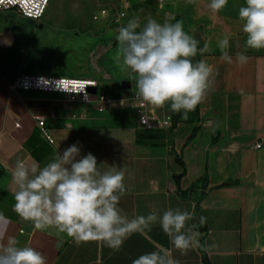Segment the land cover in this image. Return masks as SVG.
<instances>
[{"label":"crops","instance_id":"crops-1","mask_svg":"<svg viewBox=\"0 0 264 264\" xmlns=\"http://www.w3.org/2000/svg\"><path fill=\"white\" fill-rule=\"evenodd\" d=\"M145 2L168 11L158 23L182 21L188 35H199L203 47L193 63L203 59L216 73L212 90L187 120L181 112L173 129L154 131L148 138L138 133L136 115L132 119L125 110H116L117 105L107 104L113 109L103 113L105 106L96 100L103 92L98 88L90 90L89 101L60 92L11 90L25 73L94 75L74 70L73 43L58 54L54 41L43 39H74L72 31H4L0 25V213L6 218L0 230L7 228L0 243L12 237L17 247L40 252L47 264H133L161 247L179 264H264V49H247L239 16L222 14L224 8L213 13L211 0ZM239 4L245 6V0ZM128 14L126 18H138L141 27L147 22L148 14L132 16L131 9ZM224 37L229 39L231 64L220 59L218 41ZM238 52L249 57L246 64L235 61ZM86 57L90 64L89 50ZM38 117L44 119L52 143ZM73 144L81 155L92 153L102 170L115 165L124 171L125 192L118 205L123 215L131 219L151 212L162 216L169 209L188 211L194 218L187 225H197L199 245L182 255L158 222L150 231L132 234L116 251L102 241L77 245L55 228L39 231L23 221L13 211L11 173L16 162H35L42 168Z\"/></svg>","mask_w":264,"mask_h":264},{"label":"clouds","instance_id":"clouds-1","mask_svg":"<svg viewBox=\"0 0 264 264\" xmlns=\"http://www.w3.org/2000/svg\"><path fill=\"white\" fill-rule=\"evenodd\" d=\"M195 3V0H188ZM228 0H211L209 8L219 13ZM246 34V48L264 49V0H245L238 10ZM141 27L138 18L129 20L117 29L119 50L114 61L121 72L136 81L135 97L152 106L163 109L170 102V109L188 114L206 99L215 82L214 68L205 60L193 63L200 41L188 35L183 22L163 24L150 16ZM139 29V30H138ZM220 59L229 64L233 57L226 50L228 37L218 41ZM244 52H238L235 61L248 62ZM86 99V96H85ZM122 104V101H121ZM13 211L25 222H31L36 230L55 228L66 234L77 245L90 241H102L107 247L119 251L124 241L135 233L150 231L159 223L171 244L182 255L199 245L197 225H187L194 216L188 211L169 209L158 216L137 215L129 219L118 207L125 192L124 171L111 165L102 170L92 154L81 155L77 144L66 148L44 167L35 162L18 160L12 169ZM0 213V222L5 221ZM205 218H200V225ZM7 236V228L0 230V241ZM0 264H47L46 258L30 246L17 247L12 237L0 243ZM133 264H179L168 248L145 253Z\"/></svg>","mask_w":264,"mask_h":264},{"label":"rangeland","instance_id":"rangeland-1","mask_svg":"<svg viewBox=\"0 0 264 264\" xmlns=\"http://www.w3.org/2000/svg\"><path fill=\"white\" fill-rule=\"evenodd\" d=\"M149 1L156 2V0ZM229 1L231 3H227L224 13L222 11L221 13L238 15V10L241 7L240 0ZM125 3L131 9L132 16L134 13L138 14L137 16L148 14V17L150 16L157 22L163 21L168 13L167 10L161 8L162 6L158 4V0L155 3L159 5H156L158 9L146 5L145 0H126ZM124 5L122 0H50L38 22L20 17L16 12L9 10L0 14V17H4L2 18L3 21L0 20V25L5 28L4 31H72V38L74 39H71L70 35L65 37L49 35L47 37L43 36V39H52L58 54L60 49L65 48L64 46L67 44L71 46L73 43L74 70L81 71L83 74L89 72L88 75H94L92 79L97 82V92L102 90L107 98L111 100L107 105L110 107L117 105L116 108L114 107L116 110H125L133 119L135 116L132 110L133 107L124 106V104L119 103L118 99H122V103H126V99L132 93L133 88H136V81L131 79L128 73L121 72L113 59L119 50L118 41L116 40L118 27L114 22L108 23L110 17H113V14L123 8ZM102 8L107 10L110 17L100 16ZM93 15H97L98 18L93 19ZM128 22L129 18L123 20L124 24ZM88 50L90 64H87L86 53ZM64 75L78 76L76 72H69ZM107 105L104 104L105 107L102 111L105 114H110L108 111L113 108L106 107ZM108 117L111 118V115H108ZM108 117L106 122L109 123L111 121Z\"/></svg>","mask_w":264,"mask_h":264},{"label":"built area","instance_id":"built-area-1","mask_svg":"<svg viewBox=\"0 0 264 264\" xmlns=\"http://www.w3.org/2000/svg\"><path fill=\"white\" fill-rule=\"evenodd\" d=\"M50 0H0V13L5 11H14L20 17L38 22L43 16L46 7ZM123 8L119 9L110 17L107 10L102 8L100 10V16L105 18L110 17V21L114 22L117 27L123 25V20L129 15V6L124 1ZM97 15H93V19H97ZM97 87L95 79L72 77L63 75H46L40 73H25L19 75L15 81L10 85L11 90H39L48 92H60L70 95L71 97H78L82 101H89L90 90ZM132 91L130 96L126 99L124 106H132L136 115L137 126L139 129L145 131H162L173 129V121L169 111L164 107L163 109H154L152 106L142 104L138 100ZM86 96V99H85ZM96 100L102 105L111 102L110 99L100 92L96 96ZM121 103L122 99H118ZM99 106L98 109L102 110L103 106ZM37 123L49 142H53V138L44 128V119L38 117Z\"/></svg>","mask_w":264,"mask_h":264},{"label":"trees","instance_id":"trees-1","mask_svg":"<svg viewBox=\"0 0 264 264\" xmlns=\"http://www.w3.org/2000/svg\"><path fill=\"white\" fill-rule=\"evenodd\" d=\"M29 20H30V19H29ZM165 108H166L167 111L170 112L171 117H172V121H173V126H174L175 123H176V120L178 119V114H179V113H176V112L171 111V109H170V102L167 103V104L165 105ZM138 133H139V134H140V133H141V134H144V135H146L147 137H152L153 135H155V134H154V133H155L154 131H145V130H142V129H139V132H138ZM174 177H175L176 181H178L179 176H178V175H174Z\"/></svg>","mask_w":264,"mask_h":264},{"label":"water","instance_id":"water-1","mask_svg":"<svg viewBox=\"0 0 264 264\" xmlns=\"http://www.w3.org/2000/svg\"><path fill=\"white\" fill-rule=\"evenodd\" d=\"M196 40L200 41L199 45H198V49L203 47V42L201 41V38L199 37V35H195L193 36Z\"/></svg>","mask_w":264,"mask_h":264}]
</instances>
